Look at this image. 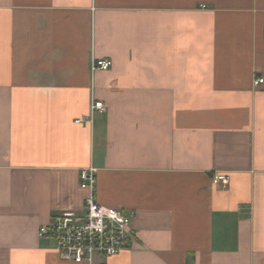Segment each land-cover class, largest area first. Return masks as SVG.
Instances as JSON below:
<instances>
[{
    "label": "crops",
    "instance_id": "crops-1",
    "mask_svg": "<svg viewBox=\"0 0 264 264\" xmlns=\"http://www.w3.org/2000/svg\"><path fill=\"white\" fill-rule=\"evenodd\" d=\"M89 166L134 214L92 264H264V0H0V264H75L38 230Z\"/></svg>",
    "mask_w": 264,
    "mask_h": 264
},
{
    "label": "built area",
    "instance_id": "built-area-1",
    "mask_svg": "<svg viewBox=\"0 0 264 264\" xmlns=\"http://www.w3.org/2000/svg\"><path fill=\"white\" fill-rule=\"evenodd\" d=\"M111 65L110 60H93L90 70L107 71ZM262 83L263 79L253 81L254 86ZM95 111H104L101 102L91 103L88 122ZM79 177V188L85 192L81 212L64 210L52 216L47 225L39 228L38 237L52 240L60 258L75 264H92L95 257L107 259L131 248L134 244L131 230L134 214L104 207L97 202L95 168L82 169ZM211 182L224 189L229 178L225 174H214Z\"/></svg>",
    "mask_w": 264,
    "mask_h": 264
}]
</instances>
